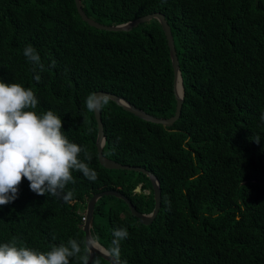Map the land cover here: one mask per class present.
<instances>
[{
    "label": "trees",
    "instance_id": "obj_1",
    "mask_svg": "<svg viewBox=\"0 0 264 264\" xmlns=\"http://www.w3.org/2000/svg\"><path fill=\"white\" fill-rule=\"evenodd\" d=\"M80 2L88 16L104 23L162 12L182 88L179 114L168 125L143 120L110 100L100 111L101 153L153 171L160 206L142 224L121 197L102 194L90 235L109 252L112 230L126 228L129 235L120 241L126 264H264V0ZM29 45L43 71L34 73L23 55ZM0 78L32 88L35 111L60 116L65 135L88 149L93 159L85 162L98 173L92 182L73 171L75 183L57 196L35 194L24 179L17 199L0 206V243L16 237L47 251L70 238L83 241L85 200L106 187L150 210L144 172L97 160L96 123L85 100L100 89L153 115L172 113L171 67L154 17L130 29H105L86 23L72 0H0ZM70 264H80L79 257ZM89 264L110 263L93 254Z\"/></svg>",
    "mask_w": 264,
    "mask_h": 264
},
{
    "label": "clouds",
    "instance_id": "obj_2",
    "mask_svg": "<svg viewBox=\"0 0 264 264\" xmlns=\"http://www.w3.org/2000/svg\"><path fill=\"white\" fill-rule=\"evenodd\" d=\"M23 55L34 65V73L37 67L43 71L44 65L35 48L25 47ZM33 78L36 82L41 80L39 74ZM108 103L109 97L98 93H90L85 100L88 112L102 111ZM37 105L32 88L16 82L6 83L0 78V206L17 199L24 179L29 182L30 190L40 196L63 194L69 183H75L73 171L92 182L98 179V173L85 162L93 159L88 149L69 140L60 116L52 110L38 114ZM260 118L264 121V113ZM254 140L259 143L260 139ZM70 196L68 192L64 199ZM128 235L123 227L112 230L113 246L108 254L114 264H126L120 261V241ZM92 243L94 240L70 238L67 244H53L50 250L40 251L13 237L10 242L0 243V264H70V258L76 257L80 264H89Z\"/></svg>",
    "mask_w": 264,
    "mask_h": 264
},
{
    "label": "water",
    "instance_id": "obj_3",
    "mask_svg": "<svg viewBox=\"0 0 264 264\" xmlns=\"http://www.w3.org/2000/svg\"><path fill=\"white\" fill-rule=\"evenodd\" d=\"M72 1L80 17L89 25L99 27V28L130 29L132 26L150 17H154L158 21L160 28L164 35L168 59H169L170 67H171V73H172L171 91H172V96L174 100V106H173L172 113L168 116H157V115L148 113L145 110L133 105L123 96L115 94L113 92L97 89V90H94L92 93L107 95L109 97V100L112 101L114 104L119 105L124 110L132 113L133 115L143 120L154 122V123H159L161 126L172 123V121H174L179 114V108H180V104L182 100V88H181V78H180V73H179L178 64H177V58L175 55V50H174V46L172 42V36L170 33L169 25L165 17L163 16L162 12L158 10H151V11L136 15L130 19L123 20V21L104 23V22L97 21L91 18L90 16H88L83 11L80 0H72ZM92 113H93L95 123H96V136H95L94 145L96 148V156H97V160L99 161V163H101V165L105 167L127 168V169H134V170L144 172L149 178L150 185H151V191H152V197H153V205L148 211L137 209L135 205L132 203V201L130 200V198L124 192L119 190L117 187H106V188L93 191L90 194V196L86 198L85 204L83 207L82 223L80 227L83 231L82 232L83 241L89 242V241L94 240V243L90 244V252L88 253L89 261L91 260L92 255L96 254L100 256L102 259L106 260L108 263L114 264L112 257L108 254L109 252L90 235L91 228H92V220H93V208H94V203L96 199L102 194H112L114 196L121 197L126 202L129 208V211L136 216L138 222L142 224H148L152 221V219L154 218L160 206V184H159V180L156 174L150 169L146 168L145 166L141 164H135V163L120 162L108 156H104L101 153V146L103 143V131H102V124L100 121V111L92 112ZM134 189L139 190L140 185L136 184L134 186Z\"/></svg>",
    "mask_w": 264,
    "mask_h": 264
},
{
    "label": "rangeland",
    "instance_id": "obj_4",
    "mask_svg": "<svg viewBox=\"0 0 264 264\" xmlns=\"http://www.w3.org/2000/svg\"><path fill=\"white\" fill-rule=\"evenodd\" d=\"M144 190H145V191H148V189H147V188H145ZM108 199H109V200H113V198H108Z\"/></svg>",
    "mask_w": 264,
    "mask_h": 264
},
{
    "label": "flooded vegetation",
    "instance_id": "obj_5",
    "mask_svg": "<svg viewBox=\"0 0 264 264\" xmlns=\"http://www.w3.org/2000/svg\"><path fill=\"white\" fill-rule=\"evenodd\" d=\"M139 184V183H138ZM140 185V184H139ZM145 191V190H144ZM147 192V191H146Z\"/></svg>",
    "mask_w": 264,
    "mask_h": 264
}]
</instances>
